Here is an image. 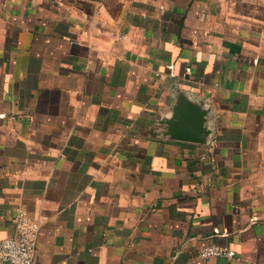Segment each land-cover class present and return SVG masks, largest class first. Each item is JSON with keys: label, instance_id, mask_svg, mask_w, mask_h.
Listing matches in <instances>:
<instances>
[{"label": "crops", "instance_id": "crops-1", "mask_svg": "<svg viewBox=\"0 0 264 264\" xmlns=\"http://www.w3.org/2000/svg\"><path fill=\"white\" fill-rule=\"evenodd\" d=\"M18 208L40 264H264V0H0V239Z\"/></svg>", "mask_w": 264, "mask_h": 264}, {"label": "built area", "instance_id": "built-area-1", "mask_svg": "<svg viewBox=\"0 0 264 264\" xmlns=\"http://www.w3.org/2000/svg\"><path fill=\"white\" fill-rule=\"evenodd\" d=\"M16 234L0 239V264H40L36 260L37 241L40 233V220L31 217L29 213L18 208L14 217ZM199 258H212L223 256L234 257L233 252L225 246L210 244L201 247Z\"/></svg>", "mask_w": 264, "mask_h": 264}, {"label": "water", "instance_id": "water-1", "mask_svg": "<svg viewBox=\"0 0 264 264\" xmlns=\"http://www.w3.org/2000/svg\"><path fill=\"white\" fill-rule=\"evenodd\" d=\"M209 115L210 109L182 95L173 107L172 116L163 120L167 126L165 134L196 144H207L212 133L207 124Z\"/></svg>", "mask_w": 264, "mask_h": 264}]
</instances>
